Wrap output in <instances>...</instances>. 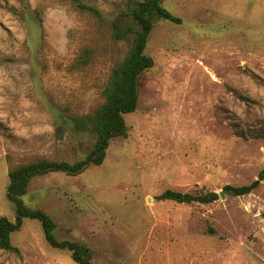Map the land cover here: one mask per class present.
I'll list each match as a JSON object with an SVG mask.
<instances>
[{"label": "rangeland", "instance_id": "374dc122", "mask_svg": "<svg viewBox=\"0 0 264 264\" xmlns=\"http://www.w3.org/2000/svg\"><path fill=\"white\" fill-rule=\"evenodd\" d=\"M0 0V218L11 169L42 159L74 163L96 138L74 119L105 103L112 69L131 50L111 25L131 0ZM181 25L157 21L128 135L100 167L32 180L25 203L50 215L60 241L94 264H264V0H162ZM90 50L88 66L77 60ZM260 181L251 194L230 188ZM216 193L203 205L159 200L166 191ZM224 192V198L219 196ZM20 254L0 264H76L27 219L12 235Z\"/></svg>", "mask_w": 264, "mask_h": 264}, {"label": "trees", "instance_id": "16d2710c", "mask_svg": "<svg viewBox=\"0 0 264 264\" xmlns=\"http://www.w3.org/2000/svg\"><path fill=\"white\" fill-rule=\"evenodd\" d=\"M77 10L89 13L101 20L102 12L89 3V0H69ZM168 21L181 25L182 20L172 15L162 6V0H131L127 13L112 22V34L117 41H131V50L125 59L116 65L110 74L104 90L105 103L93 114L74 119L76 129L89 132L96 138L90 152L74 163L42 159L21 164L8 173L9 186L7 198L15 206V218H0V251L20 254L12 245V235L19 232L27 219L41 224L45 240L55 248L70 253L76 264H94L91 250L79 242L60 241L55 236L57 224L53 218L41 209L28 206L24 198L28 194L33 179L51 173H63L79 176L91 166L100 167L106 160L111 142L128 135L125 116L135 113L139 104V88L142 75L155 65L153 58L146 55L149 37L157 21ZM92 59L90 50H85L77 60L79 68H85ZM264 175V170L262 172ZM260 186V181L249 185L230 188L237 196H246ZM216 193L189 194L168 190L158 199L179 204L199 203L208 205L218 200Z\"/></svg>", "mask_w": 264, "mask_h": 264}, {"label": "water", "instance_id": "95a60500", "mask_svg": "<svg viewBox=\"0 0 264 264\" xmlns=\"http://www.w3.org/2000/svg\"><path fill=\"white\" fill-rule=\"evenodd\" d=\"M262 179H263V178H261L259 181H261ZM219 196H220L221 198H224V196H225L224 192L220 193ZM241 197H242V196H241Z\"/></svg>", "mask_w": 264, "mask_h": 264}]
</instances>
